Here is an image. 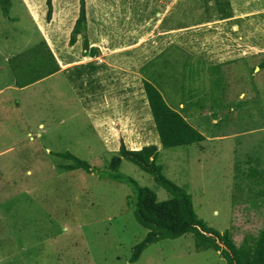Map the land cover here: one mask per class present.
I'll list each match as a JSON object with an SVG mask.
<instances>
[{
    "label": "rangeland",
    "instance_id": "obj_1",
    "mask_svg": "<svg viewBox=\"0 0 264 264\" xmlns=\"http://www.w3.org/2000/svg\"><path fill=\"white\" fill-rule=\"evenodd\" d=\"M209 1L216 2L177 0L175 9H204ZM219 5V14H231ZM185 10L177 22L187 21ZM31 34L36 36L22 6L11 0L7 17L0 9V54L16 53ZM251 62L257 64L246 61ZM248 69L241 67L232 82L211 72L216 122L198 126L212 139L160 147L156 161L164 177L190 196L198 219L218 233L228 230L236 245L264 226V73L251 75ZM0 77L6 80L2 71ZM66 152L94 173L65 170L71 162L59 154ZM117 155L89 131L60 76L1 92L0 264H225L218 252L195 251L190 234L151 244L135 263L128 261L146 230L128 205L132 188L99 177ZM118 173L149 188L159 202L170 198L127 160Z\"/></svg>",
    "mask_w": 264,
    "mask_h": 264
},
{
    "label": "crops",
    "instance_id": "obj_2",
    "mask_svg": "<svg viewBox=\"0 0 264 264\" xmlns=\"http://www.w3.org/2000/svg\"><path fill=\"white\" fill-rule=\"evenodd\" d=\"M14 1L26 12L36 36L29 35L24 47L12 51L16 53L0 54V71L6 79L0 77V93L20 91L60 76L89 131L113 153H118L121 143L132 151L150 145L157 150L161 147L144 80L159 91L169 108L202 134L204 141H209L212 137L198 125L204 129V125L216 122L211 72L232 82L241 67L248 69L253 64L246 63L255 59L252 54L264 52V0L209 1L204 2V9L194 11H188V5L177 11V0H84L87 40L99 51L95 57L82 54L80 36L72 46L68 44L78 17V0H52L49 22L46 0ZM219 3L231 14H219ZM184 10L188 19L179 23L176 19ZM34 47L37 52L25 55L16 62L19 66L26 62L23 68L32 75L54 67L53 61L57 69L18 87L11 59ZM253 66L256 72L257 65ZM187 92L190 94L185 98ZM199 100L208 101V106L204 108Z\"/></svg>",
    "mask_w": 264,
    "mask_h": 264
},
{
    "label": "trees",
    "instance_id": "obj_3",
    "mask_svg": "<svg viewBox=\"0 0 264 264\" xmlns=\"http://www.w3.org/2000/svg\"><path fill=\"white\" fill-rule=\"evenodd\" d=\"M52 0H46V21L49 22L52 14ZM79 1L78 17L70 33L69 46H72L77 37H81L82 54L88 57L98 56V49L90 47L86 35L85 1ZM0 9L5 17L8 16L10 0H0ZM37 47L29 49L22 55L11 59V71L18 87H24L55 72L57 66L44 70L43 74L32 75L29 69L19 66L20 60L25 55L35 54ZM255 55L257 71L254 72L252 64L249 68L251 75L264 73V52ZM50 56V55H49ZM17 62V63H16ZM24 69V70H23ZM143 88L148 102L152 119L158 134L161 149L180 146H191L204 141V137L191 126L179 113L172 110L162 99L159 91L149 82L143 81ZM214 98L216 94L212 92ZM69 160L70 165H64V169L71 171L81 169L94 173L91 167L83 160L70 153L59 154ZM158 150L155 146H145L139 150H127L121 143L118 155L113 157L108 171H100L99 177L119 183H126L132 188L134 198L128 201L131 205L132 216L136 223L146 230L142 240L133 248L128 259L135 263L141 253L151 244L166 239H177L187 234L192 235L195 251L213 250L224 259L225 264H264V226L257 236H244L240 244L236 245L228 230L218 233L196 216L190 196L181 187L168 180L162 174V168L157 164ZM127 160L140 170L150 175L155 183L161 186L170 198L165 201H157L155 193L147 187H140L129 177L118 173L122 160Z\"/></svg>",
    "mask_w": 264,
    "mask_h": 264
}]
</instances>
